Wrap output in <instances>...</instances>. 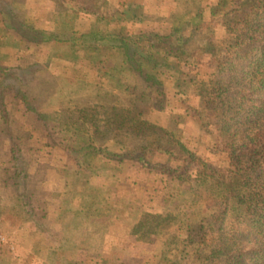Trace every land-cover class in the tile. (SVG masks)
Returning <instances> with one entry per match:
<instances>
[{
  "label": "trees",
  "instance_id": "obj_1",
  "mask_svg": "<svg viewBox=\"0 0 264 264\" xmlns=\"http://www.w3.org/2000/svg\"><path fill=\"white\" fill-rule=\"evenodd\" d=\"M57 3L90 15L89 28L72 30V35L69 31L63 38L73 44L75 62L88 61L96 81L114 82L120 99L131 94L132 101L137 100L146 84L154 94L149 106L165 112L167 122L182 133L146 120L143 111L114 123L104 106L75 101L73 78L67 74H57V82L51 84L42 76L37 60L18 55L15 62L0 61V148L5 158L0 161V173L6 182L18 186L33 223L46 237L53 234L61 242L68 239L60 233L68 226L61 223L67 211L72 219L102 216L108 226H127L124 231L137 233L144 222L131 218L145 207L162 206L174 194L167 193L172 179L211 177L223 185L220 198L210 203L196 229L187 230L188 247L165 264H264V0L204 4L200 19L215 23L221 31L219 38L209 41L212 54L205 62L191 59L195 52L189 42L198 29L192 18L168 20V30L163 31L139 24L132 4L116 7L104 1L101 11L96 2ZM97 19L126 23V31L104 32ZM8 27L16 32L15 40L40 53L47 52L54 41H62L59 31L51 28L28 23ZM196 82H205L204 91H197ZM192 94H199L197 104L191 103ZM176 96L184 97V111L173 109ZM21 130L28 135H21ZM54 147L64 149L66 163H73L78 172L75 189L51 209L62 213L58 230L50 208L39 199L41 192L28 196L22 192L28 168L43 161ZM88 154L100 157L98 167L84 164ZM159 155L164 157L157 163L160 187L138 178L121 180L117 187L100 182L104 170L118 173L125 161L141 169L154 168ZM174 158L185 162L184 166L173 167L169 160ZM162 222L149 223L145 230L154 232Z\"/></svg>",
  "mask_w": 264,
  "mask_h": 264
},
{
  "label": "rangeland",
  "instance_id": "obj_2",
  "mask_svg": "<svg viewBox=\"0 0 264 264\" xmlns=\"http://www.w3.org/2000/svg\"><path fill=\"white\" fill-rule=\"evenodd\" d=\"M5 1L0 0V61L12 63L18 55H22L23 60L27 58L37 60L41 66L42 76L49 83L57 82V74H67L68 77H72V97L75 101L93 102L104 106L106 116L115 120L114 123L120 122L119 118L137 117L139 111H143L148 116L146 120L157 121L167 128L174 129L177 135H181L182 130L167 122L165 112H155L149 106L154 98L149 86L143 84L144 94L137 100L134 98L132 101L131 94L127 98L121 96L120 99V91L114 82L96 81V75L88 61L75 62V48L63 38L72 35L75 30L89 28L90 15L82 11L70 10L63 3L64 7H62L57 0H12L14 5ZM85 1L89 4L94 2L100 4L101 11L105 10L104 1L116 7L121 6L122 3L132 4L134 13L138 15L136 20L139 24L163 31L168 30L166 24L168 20L194 19L198 23V29L189 42V47L195 52L191 57L193 61H207L212 54L209 41L221 35L215 23L201 20L199 16L204 4L212 0H182V2L179 0L181 5L172 0ZM21 23L59 31L62 41H54L48 47V51L43 53L34 48L28 49L24 41L18 38L15 40L16 32L8 27V25L19 26ZM96 25L102 27L100 29L104 32H125L127 28L126 23L104 19H97ZM53 58L59 60L54 61ZM143 67L146 71L150 70L146 64ZM204 83L196 82L197 91H204ZM191 97V103L197 104L199 94H192ZM182 98L184 99L183 96L174 98L173 109L176 112L185 110ZM20 133L28 135L27 130H21ZM155 135L156 132H153L151 137ZM6 146L5 143L4 147ZM3 149L2 146L1 162L5 160L2 157ZM51 150L52 152L47 154L43 161L28 168L22 192L26 196L33 192H41L39 199H44V204L50 208L49 216L56 221L54 224L57 226L54 229L58 230L60 226L58 222L63 220L62 213L51 209L59 205L64 194L71 192L72 188L75 189L78 172L73 163L72 165L66 163L67 154L64 149L54 147ZM163 159L161 155L156 156L153 162L155 166L149 170L141 169L137 163L130 164L129 161H125L118 173L113 174L104 170L100 175V182L109 187H117L121 180L132 181L138 178L141 183L149 181L155 187H160L161 171L157 163L163 162ZM83 162L85 165L98 167L100 157L88 154L84 156ZM169 162L177 168H182L185 164L179 158L170 159ZM199 178L198 181L184 182L172 179L173 182L167 193L172 190L174 194L168 197L162 206L145 207L138 211L136 217L131 218L132 222L140 219L144 222L143 230L140 232L138 230L137 233L124 231L127 226H114L113 223L108 226V220H104L102 216L81 215L72 219L71 212L67 211L68 217L61 223L68 226H63L60 233L68 239L61 242L57 241L53 234L46 237L48 234L33 223L34 216L26 213V203L19 195L18 186L6 182L0 173V235L6 237V242L0 243V264H165L171 255L188 247L187 230L199 226L206 218L210 203L219 199L223 191V185L221 187L220 182L213 178L205 176ZM161 221L163 222L154 232L151 229L145 230L149 228V223L156 226Z\"/></svg>",
  "mask_w": 264,
  "mask_h": 264
},
{
  "label": "built area",
  "instance_id": "obj_3",
  "mask_svg": "<svg viewBox=\"0 0 264 264\" xmlns=\"http://www.w3.org/2000/svg\"><path fill=\"white\" fill-rule=\"evenodd\" d=\"M6 242V237L4 235H0V243Z\"/></svg>",
  "mask_w": 264,
  "mask_h": 264
},
{
  "label": "crops",
  "instance_id": "obj_4",
  "mask_svg": "<svg viewBox=\"0 0 264 264\" xmlns=\"http://www.w3.org/2000/svg\"><path fill=\"white\" fill-rule=\"evenodd\" d=\"M20 1V0H19ZM5 2L9 3V4H13V1L12 0H6ZM124 4V3H122ZM14 5V4H13Z\"/></svg>",
  "mask_w": 264,
  "mask_h": 264
}]
</instances>
